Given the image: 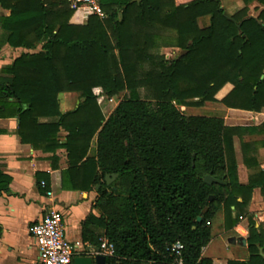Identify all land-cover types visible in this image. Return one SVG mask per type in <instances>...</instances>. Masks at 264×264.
Segmentation results:
<instances>
[{
  "label": "trees",
  "instance_id": "16d2710c",
  "mask_svg": "<svg viewBox=\"0 0 264 264\" xmlns=\"http://www.w3.org/2000/svg\"><path fill=\"white\" fill-rule=\"evenodd\" d=\"M221 1L110 0L101 3L105 19L93 15L77 25L68 0H0L10 11L0 17V49L42 45L2 69L0 119L20 120L23 144L54 155L66 150L62 186L97 193L100 218L88 217L84 237L93 223L104 230L115 247L106 264H173L169 248L178 240L185 264H264V227L248 212L255 189L264 197V169L253 155L264 148V10L251 18L253 0H243L246 8L230 16ZM167 48L182 53L167 60ZM228 84L233 89L220 103L260 122L231 126L179 111L218 102ZM63 93L79 96L76 110L62 113ZM121 96L106 119L102 100ZM235 138L251 171L246 185L238 179ZM107 175L117 179L108 185ZM208 175L224 184H206ZM10 183L0 172V196ZM220 215L226 231L249 219L247 259L203 256Z\"/></svg>",
  "mask_w": 264,
  "mask_h": 264
},
{
  "label": "crops",
  "instance_id": "0c3cea01",
  "mask_svg": "<svg viewBox=\"0 0 264 264\" xmlns=\"http://www.w3.org/2000/svg\"><path fill=\"white\" fill-rule=\"evenodd\" d=\"M221 3L222 8L230 16L246 8L243 0H222ZM248 9L249 17L257 18L264 10V6L260 5L257 0H253L248 5ZM9 15L10 11L0 5V17ZM89 17L84 12H78L75 24L85 25ZM3 35L4 31L0 27V43L3 41ZM41 47L42 45L36 51H32L3 44L0 49V75L4 67L11 65L22 54L39 52ZM232 89V85H226L218 93L216 99L221 101ZM121 100V97H106L102 100L100 107L106 119ZM59 101L62 113L74 111L80 104V98L76 93L60 94ZM48 121V119H41L40 123ZM19 125L18 118L0 119V172L11 178L10 192L0 196V264H42L40 251L32 236V227L45 218L51 208L63 215L69 241L72 244H81L79 255L97 256L99 254L97 250L100 252L101 243L96 247L91 242V238L92 236L98 237L101 242L104 239V230L97 223H93L88 228L89 233L84 237L83 226L90 215L100 218L99 211L93 208L97 193L65 189L62 186V173L69 168L66 150L60 149L54 155L35 149L32 145L23 144L17 134ZM65 136L66 133L62 131L60 137L64 138ZM250 139L256 138L250 137ZM94 150L95 142L92 144L91 154ZM235 152L237 161L238 157L242 159L240 144L238 147L235 144ZM253 155L256 156L260 167L264 169V148H258ZM55 158L57 162L54 164ZM54 165L57 168H54ZM250 174L251 171L244 163H238V179L241 184L248 183ZM38 177L41 180L40 184ZM44 179H47L49 184ZM248 212L254 216L257 226L264 227V197L260 189L254 190ZM235 215L234 213L233 216L235 217ZM218 223L214 236L220 245L222 237L224 241L227 240L226 243H222V247L224 246V249L231 253V258L208 255V248L214 242L213 239L204 249L205 251L203 250V256L222 262L247 259L248 255L242 254L247 252V246L243 247L235 242H229V240L243 237L247 241L249 219L241 218L239 224L231 231H226L223 228L222 215L218 217Z\"/></svg>",
  "mask_w": 264,
  "mask_h": 264
},
{
  "label": "built area",
  "instance_id": "2783aa9c",
  "mask_svg": "<svg viewBox=\"0 0 264 264\" xmlns=\"http://www.w3.org/2000/svg\"><path fill=\"white\" fill-rule=\"evenodd\" d=\"M72 10L86 13V16H97L100 19L107 17L101 7L100 0H68ZM112 102V100H111ZM32 236L40 251L42 264H74L79 255L80 243L72 244L66 232L63 215L51 208L45 218L32 227ZM184 244L178 240L169 251L174 256L173 264H185L183 252ZM106 258L114 257L115 247L106 238L101 241L100 252Z\"/></svg>",
  "mask_w": 264,
  "mask_h": 264
},
{
  "label": "rangeland",
  "instance_id": "374dc122",
  "mask_svg": "<svg viewBox=\"0 0 264 264\" xmlns=\"http://www.w3.org/2000/svg\"><path fill=\"white\" fill-rule=\"evenodd\" d=\"M109 1L110 0H100V3H102L104 5V4H108ZM208 22L209 21L206 18V19H202L200 24H201V26H205L208 24ZM181 53H182V51L180 49H177V48L162 49V54L165 56V58L170 59V60L176 58ZM121 98L123 99V96H121ZM221 101H218L216 103H207L203 107H178V109L182 114H184L187 117H190V116L221 117V118H224L227 125H231V126L254 125V124L260 122V121L253 119L255 116L251 117L250 119H244L243 117H241V115H238L237 113H230L229 110L223 104L220 103ZM112 106L114 107L113 104H112ZM116 106L117 105H115V107ZM244 139L249 140L250 137L246 136ZM235 144L237 145V147L240 144V147H241L240 138H235ZM238 163H243V157H242V159L238 157ZM218 224L219 223H218V219H217L215 221L213 233L216 232V228H217ZM212 239L214 240V242L208 248V252H207L208 255H214L215 257L231 258V253H229V251H226V249H224V246L222 247V243H224V242L226 243V241H227L226 238H225L226 241H224V239L222 237L221 240L223 242L221 241V245L219 243H217L218 241L216 240L214 235H213ZM242 254L246 255L247 252H243ZM236 256H239V255H236ZM235 259H237V258H235Z\"/></svg>",
  "mask_w": 264,
  "mask_h": 264
},
{
  "label": "water",
  "instance_id": "95a60500",
  "mask_svg": "<svg viewBox=\"0 0 264 264\" xmlns=\"http://www.w3.org/2000/svg\"><path fill=\"white\" fill-rule=\"evenodd\" d=\"M136 1H139V0H134L133 2H136ZM116 179H117L116 175H107L106 176V182H107L108 185H111ZM204 182L206 184H208V185H212L214 183L215 184H220V185L224 184L223 181L214 178L212 175L206 176L205 179H204ZM99 187L100 186H98V188ZM210 200L212 201L213 197H211ZM206 212H207V209H205L203 213H206ZM197 221L201 222L202 218L199 217ZM229 242H235L238 245L243 246V247L247 246V241L243 237H239L238 239L231 238L229 240ZM97 252L99 253V250H97ZM106 261H107V258L105 256H103L101 254H98L95 257L94 256H79V257H76L74 259V264H106Z\"/></svg>",
  "mask_w": 264,
  "mask_h": 264
}]
</instances>
